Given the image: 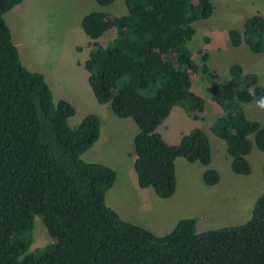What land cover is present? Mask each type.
I'll return each mask as SVG.
<instances>
[{
	"label": "trees",
	"instance_id": "1",
	"mask_svg": "<svg viewBox=\"0 0 264 264\" xmlns=\"http://www.w3.org/2000/svg\"><path fill=\"white\" fill-rule=\"evenodd\" d=\"M95 1L110 6L117 0ZM124 1L121 16L94 11L83 18L91 40L84 66L96 101L110 104L118 118L132 119L139 129L134 138L139 187L167 199L177 189L178 158L210 165L211 142L201 128L175 145L159 132L175 107L195 121L203 117L205 100L192 90V73L200 72L224 112L211 132L225 141L232 170L251 174L248 156L254 146L264 152V127L243 106L257 102L264 111V86L239 64L231 66L228 83H217L208 55L199 66L188 47L194 24L214 14L213 2ZM22 2L0 0V264H264V194L244 225L199 233L197 219L187 218L165 236L125 221L106 204L116 171L83 159L100 138L101 120L90 114L71 127L75 106L55 102L44 74L23 65L5 19ZM112 30V41L102 46L98 40ZM228 35L234 48L246 45L264 54V17H248L242 30ZM204 181L218 184V171L207 170ZM38 215L54 242L30 252Z\"/></svg>",
	"mask_w": 264,
	"mask_h": 264
},
{
	"label": "rangeland",
	"instance_id": "2",
	"mask_svg": "<svg viewBox=\"0 0 264 264\" xmlns=\"http://www.w3.org/2000/svg\"><path fill=\"white\" fill-rule=\"evenodd\" d=\"M214 14L194 24L196 34L188 43L194 62L215 72L217 83L231 80L230 68L241 65L254 72L264 86V54H255L248 46L234 48L229 39L231 29L242 30L245 20L253 15L264 17V0H211ZM124 0L110 6H100L95 0H23L5 15L12 39L23 65L44 74L54 101L65 99L76 108L69 120L78 127L83 119L98 115L101 135L83 159L102 163L117 173L116 182L106 196V204L122 219L148 229L158 236L171 233L180 220L197 219L199 233L248 223L255 203L264 194V152L255 146L248 156L251 174H236L224 140L211 132V126L224 112L213 99L212 84L200 73H192V90L205 100L203 117L195 121L181 107L159 128L170 145L178 144L182 136L201 128L211 142L212 161L209 166L200 162L176 160L177 189L175 195L162 199L153 188L141 189L134 168V138L138 127L132 119L118 118L110 104H99L88 82L83 62L89 57L91 40L82 28L83 18L90 12L101 11L111 16L126 13ZM115 31H108L98 42L108 45ZM247 117L264 127V111L257 103L243 106ZM253 140V138H252ZM207 170H216L220 181L209 186L204 181ZM30 252L53 243L43 217L34 218Z\"/></svg>",
	"mask_w": 264,
	"mask_h": 264
},
{
	"label": "crops",
	"instance_id": "3",
	"mask_svg": "<svg viewBox=\"0 0 264 264\" xmlns=\"http://www.w3.org/2000/svg\"><path fill=\"white\" fill-rule=\"evenodd\" d=\"M83 63H85V62H83ZM251 73H254V72H251Z\"/></svg>",
	"mask_w": 264,
	"mask_h": 264
}]
</instances>
